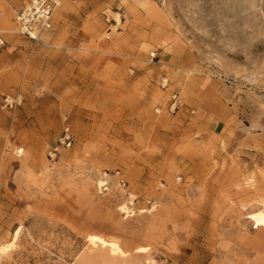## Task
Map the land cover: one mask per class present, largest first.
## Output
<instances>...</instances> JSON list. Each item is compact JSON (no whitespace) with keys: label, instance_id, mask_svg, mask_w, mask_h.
<instances>
[{"label":"rangeland","instance_id":"obj_1","mask_svg":"<svg viewBox=\"0 0 264 264\" xmlns=\"http://www.w3.org/2000/svg\"><path fill=\"white\" fill-rule=\"evenodd\" d=\"M25 1L0 0V264H104L91 234L118 264H264V0H61L36 39Z\"/></svg>","mask_w":264,"mask_h":264},{"label":"built area","instance_id":"obj_2","mask_svg":"<svg viewBox=\"0 0 264 264\" xmlns=\"http://www.w3.org/2000/svg\"><path fill=\"white\" fill-rule=\"evenodd\" d=\"M61 0H26L15 12L14 22L18 33L23 37L36 39L40 34L50 31L53 28V12ZM4 45V40L0 38V47ZM3 105L11 110L20 104L16 96H4ZM65 142L69 144V137Z\"/></svg>","mask_w":264,"mask_h":264},{"label":"bare ground","instance_id":"obj_3","mask_svg":"<svg viewBox=\"0 0 264 264\" xmlns=\"http://www.w3.org/2000/svg\"><path fill=\"white\" fill-rule=\"evenodd\" d=\"M60 4L61 3H59L58 6L55 8V11H58L59 7L61 6ZM117 20H118V18H117ZM19 152H21V150H19ZM103 183L104 182L99 181V185H101ZM248 215H249V218L253 221V223L257 227L264 228V202L261 203L260 207L254 209ZM18 233H19L18 230L15 231V233L13 235L12 242H10L6 246H2L0 249L1 252H5V251L9 250V247L17 239ZM87 240L92 247H99L103 251L106 252L107 257H106V255H103V257H101L102 263H104V264H118V263L114 262L113 260H111V257H124L125 256V252L122 250L121 246L119 245V243L117 241L106 240V239H104L98 235H94V234L88 235ZM147 251H148V248H145V247H140L137 249V252L142 253V254H146Z\"/></svg>","mask_w":264,"mask_h":264},{"label":"crops","instance_id":"obj_4","mask_svg":"<svg viewBox=\"0 0 264 264\" xmlns=\"http://www.w3.org/2000/svg\"><path fill=\"white\" fill-rule=\"evenodd\" d=\"M22 4H23V3H22ZM19 8H20V7H19ZM19 8H18V9H19ZM52 29H53V28H52Z\"/></svg>","mask_w":264,"mask_h":264}]
</instances>
